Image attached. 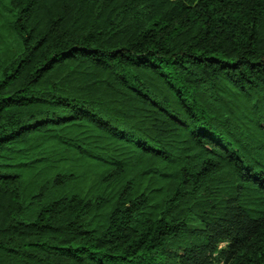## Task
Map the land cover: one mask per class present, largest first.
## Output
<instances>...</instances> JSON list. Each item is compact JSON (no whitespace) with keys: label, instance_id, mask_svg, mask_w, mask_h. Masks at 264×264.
Here are the masks:
<instances>
[{"label":"trees","instance_id":"trees-1","mask_svg":"<svg viewBox=\"0 0 264 264\" xmlns=\"http://www.w3.org/2000/svg\"><path fill=\"white\" fill-rule=\"evenodd\" d=\"M9 5L0 264H264V0Z\"/></svg>","mask_w":264,"mask_h":264},{"label":"rangeland","instance_id":"rangeland-1","mask_svg":"<svg viewBox=\"0 0 264 264\" xmlns=\"http://www.w3.org/2000/svg\"><path fill=\"white\" fill-rule=\"evenodd\" d=\"M10 16V5L9 0H0V50L4 49L5 44L1 41L2 36L5 35V29L7 27ZM190 224L192 226H199L200 222H198L195 218H190Z\"/></svg>","mask_w":264,"mask_h":264}]
</instances>
